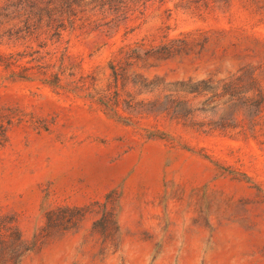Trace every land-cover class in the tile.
<instances>
[{"label": "rangeland", "instance_id": "obj_1", "mask_svg": "<svg viewBox=\"0 0 264 264\" xmlns=\"http://www.w3.org/2000/svg\"><path fill=\"white\" fill-rule=\"evenodd\" d=\"M5 31L0 56L23 54L31 78L0 66V225L22 237L20 264H264V0H151L41 50ZM184 36L188 56L136 74L241 77L250 99L217 112L187 96L176 118L166 91L128 82L115 107L120 51Z\"/></svg>", "mask_w": 264, "mask_h": 264}, {"label": "trees", "instance_id": "obj_2", "mask_svg": "<svg viewBox=\"0 0 264 264\" xmlns=\"http://www.w3.org/2000/svg\"><path fill=\"white\" fill-rule=\"evenodd\" d=\"M151 0H5L0 6V27H6L9 39L24 42L33 41L41 50L48 44H61L64 34L68 31L82 28H95V26H116L120 18L128 13H134L143 8ZM163 1V0H159ZM206 3H218L226 0H205ZM103 22V23H102ZM102 23V24H100ZM192 43L187 36L168 40L158 46L144 47L135 44L120 51L122 60L116 64L110 63V77L113 84V105L118 106L119 90L124 89L126 84L148 93L166 91V113L174 117H182L188 113L185 106L188 102L187 96L192 99L202 98L201 105L207 108H215L217 112H223L228 108L232 100L243 102L249 100L246 92H242V78L230 77L220 78L217 75H209L206 79L197 80L189 77L186 80L166 82L158 76L149 79L144 74H136L137 70L149 72L157 69L158 65L152 61L167 62L175 56H188L185 52ZM36 51L35 53H38ZM23 54H7L0 56V66L9 72L13 79H31L27 72L29 69L19 64ZM64 62V53L59 58V73ZM48 78L41 80L54 89H61V78L59 73L41 72ZM130 80L128 81V78ZM248 80L256 85V79L251 75ZM258 97V96H256ZM98 103L106 107L109 104L101 99ZM111 111L117 115V110ZM200 111H203L200 109ZM4 126L0 124V150L7 143V130L9 122ZM220 125V124H219ZM218 127V126H215ZM225 129L226 126H220ZM22 237L17 234L14 238L6 227L0 225V264H20L22 257L28 251L23 248ZM13 260L12 262H9Z\"/></svg>", "mask_w": 264, "mask_h": 264}]
</instances>
